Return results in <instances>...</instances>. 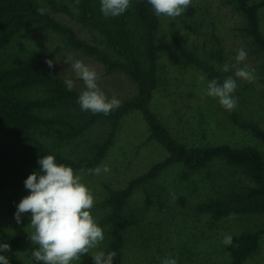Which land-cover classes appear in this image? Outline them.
I'll use <instances>...</instances> for the list:
<instances>
[{"label": "trees", "instance_id": "16d2710c", "mask_svg": "<svg viewBox=\"0 0 264 264\" xmlns=\"http://www.w3.org/2000/svg\"><path fill=\"white\" fill-rule=\"evenodd\" d=\"M42 2V3H41ZM245 21L242 32L251 40L257 69L264 75V32L261 27L259 4L252 0H230ZM130 7L118 17H105L100 0H0V50L16 37L27 38L36 32L50 30L63 37L48 55L27 58L20 55L0 59V191L21 188L33 172H40L38 159L52 155L57 164L71 167L76 174L101 165L115 143L121 121L133 111H139L146 121L150 138L159 143L168 157L154 164L147 172L132 179L122 189L110 194L93 207L101 212L97 225L109 226L110 244L104 253L116 252L118 264L123 262V249L131 225L139 223V212L129 209L136 190L144 189L147 206H163L166 191L152 187L171 166L183 165L200 172L213 165L223 167L208 173L215 192L196 205L199 214H209L215 220L229 218L230 213L243 218L258 215L264 218V153L255 145L241 147L231 144L189 145L174 136L169 127L151 107L155 91L160 87L159 32L161 17H157L147 0H130ZM47 12L39 14L38 9ZM61 13L82 26L90 37L58 20ZM174 45L186 64L201 70L210 81L221 84L234 69L224 72V48L208 49L191 43L179 29L172 31ZM70 46L100 62L108 74H125L137 87L135 95L121 100L111 114L93 115L82 111L77 100L81 94L66 79L49 70L46 60H54ZM256 74V71H255ZM237 84L239 78H235ZM260 85V84H259ZM261 92L264 98V78ZM221 107V106H220ZM227 120L264 143V124L245 116L238 107L225 111ZM96 127L103 129L93 138ZM156 199V200H155ZM264 223L250 231L232 236L226 246L230 264H244L261 248ZM20 238L8 233L0 215V244L9 243L11 251L0 252L10 264H24L14 253Z\"/></svg>", "mask_w": 264, "mask_h": 264}, {"label": "rangeland", "instance_id": "374dc122", "mask_svg": "<svg viewBox=\"0 0 264 264\" xmlns=\"http://www.w3.org/2000/svg\"><path fill=\"white\" fill-rule=\"evenodd\" d=\"M262 1L252 0V3L259 4ZM54 16L75 28L82 36L90 37L80 24L67 15L56 13ZM260 19L264 32V6L260 9ZM244 25L243 16L234 9L230 0H192L191 6L180 17L174 20L161 17L158 38L161 84L155 91L151 107L172 134L189 145L227 143L241 147L251 144L264 153V143L232 125L218 100L204 95L203 89L209 80L201 70L185 63L172 38V31L179 29L191 43L201 47L208 45L211 50L221 45L225 62L230 66L236 63L237 51L243 48L247 52V59L241 62L240 67L247 66L248 70H254L255 79L248 82L239 78L233 95L238 101L237 107L245 116L264 124V98L260 87L264 75L261 69H257L260 60L254 53L252 40L241 30ZM62 40L60 34L50 30L36 32L24 39L16 37L8 47L0 50V59L16 55L27 58L48 55ZM68 57H71V63L80 60L96 71L99 76L98 87L109 99L115 95L121 101L136 94L137 87L125 74H108L94 58L65 46L53 60L54 67L49 70L66 80H72L73 87L81 93L86 87L71 69V64L65 63ZM198 74L205 76L203 82L199 80ZM102 131L101 127H96L91 136L94 138ZM167 157L165 148L150 138L148 125L141 113L133 111L122 119L115 143L101 164L110 171L98 176L89 174L88 170L76 174L81 176V183L90 190L94 202H101L110 194V190L126 187L132 179ZM215 167L213 165L197 173L183 165L169 167L152 185L166 191L163 206L158 203L147 206L144 189L136 190L129 201V209L139 212V223L129 228L122 264H161L166 257L176 258L177 264L231 263L226 245L222 242L225 235L234 236L255 229L264 223V218L247 215L243 218L215 220L209 214L196 212V205L215 193L208 179V173L215 171ZM222 169L217 168L218 171ZM29 194L25 187L0 191V215L6 232L20 238L14 249L15 255L24 264H37L31 259V251L36 247L29 239L33 231L29 225L31 213L22 214L19 224L14 218L16 206ZM89 211L94 221L102 215L94 208ZM98 226L103 230V242L91 249L89 254L82 255L80 261H71L70 264H93L92 256L108 248L111 240L109 226ZM113 264H118L116 257ZM244 264H264V235L260 250Z\"/></svg>", "mask_w": 264, "mask_h": 264}, {"label": "clouds", "instance_id": "9594fccd", "mask_svg": "<svg viewBox=\"0 0 264 264\" xmlns=\"http://www.w3.org/2000/svg\"><path fill=\"white\" fill-rule=\"evenodd\" d=\"M154 14L159 18L175 19L183 15L191 6L192 0H147ZM79 3V0H76ZM100 11L105 17H118L125 13L131 6L130 0H100ZM43 15L47 9H38ZM247 59V52L241 48L235 56V78L248 82L255 79L254 70H248L247 66L240 67L241 62ZM49 68L54 67L53 60H46ZM65 63L71 64V69L77 77L84 82L86 90L83 91L77 103L82 111L91 112L93 115L102 113L107 116L115 111L121 101L115 95L109 99L98 87L99 76L96 71L76 60L71 63V57L65 59ZM224 72H229L230 67L225 64ZM201 82L205 80L203 74H198ZM228 76L221 84L216 78L208 81L203 89L204 95L218 100L219 105L225 111H233L238 106L234 97L237 88V80ZM68 89L73 87L72 80H66ZM40 172H33L24 181V186L29 190V195L21 199L16 206L14 214L16 222L21 223L22 214L31 213L30 226L33 229L29 239L36 247L31 251V259L37 264H70L71 261H80L81 256L89 254V251L98 247L104 240L101 227L94 221L90 214L94 199L90 190L81 183V176L74 174L71 167L57 164L52 155L38 159ZM110 169L106 165H98L88 169L91 175L108 173ZM236 213H230L229 219H235ZM223 244L230 246L233 242L231 235H225ZM11 251L9 243L0 244V252ZM115 251L105 254L103 251L92 256L93 264H113ZM0 264H10L8 258L0 255ZM161 264H177L176 258H163Z\"/></svg>", "mask_w": 264, "mask_h": 264}]
</instances>
